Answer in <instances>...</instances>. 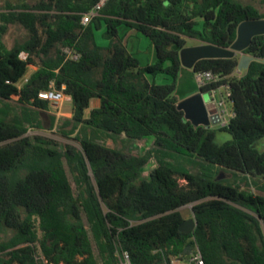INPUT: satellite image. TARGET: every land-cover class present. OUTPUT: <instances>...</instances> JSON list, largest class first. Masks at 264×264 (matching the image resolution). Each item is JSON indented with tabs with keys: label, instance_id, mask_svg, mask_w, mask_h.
Segmentation results:
<instances>
[{
	"label": "trees",
	"instance_id": "16d2710c",
	"mask_svg": "<svg viewBox=\"0 0 264 264\" xmlns=\"http://www.w3.org/2000/svg\"><path fill=\"white\" fill-rule=\"evenodd\" d=\"M100 1L20 0L0 12V264H118L117 245L132 264L188 261L197 248L205 264H264V156L252 148L264 138V35L245 50L256 60L240 76L239 57L190 70L220 76L204 93L229 88L227 126L194 127L176 96L188 39L228 49L240 24L264 12L243 0H108L83 25ZM13 26L26 38L8 47ZM121 26L150 39L155 63L129 52ZM103 28L107 46L96 41ZM52 88L71 98V118L40 97ZM44 112L78 145L28 135L45 129ZM219 133L231 137L222 149ZM188 205L197 226L184 234Z\"/></svg>",
	"mask_w": 264,
	"mask_h": 264
},
{
	"label": "rangeland",
	"instance_id": "374dc122",
	"mask_svg": "<svg viewBox=\"0 0 264 264\" xmlns=\"http://www.w3.org/2000/svg\"><path fill=\"white\" fill-rule=\"evenodd\" d=\"M27 1L29 3H35L36 0H24ZM246 3H253L254 5H256L259 9H261L262 12H264V8L262 6H260L259 2L257 1H251V0H243ZM16 3V2H20V0H0V12L5 8L7 3ZM104 32V28L101 30L96 31V41L98 43V45L100 46H107L108 45V41L103 39L102 34ZM119 34L122 37L124 43L126 44L129 52H131L132 54H134L140 61L141 65H147V64H153L156 62L157 60V55H156V51L154 46L152 45L151 41L149 38H147L146 36L138 33L137 31L128 28L126 26H121L119 29ZM26 38V32L24 29L18 27V26H13L10 28L8 34L5 37V42L8 45V47H12L16 42H22L24 39ZM238 39V37H237ZM236 42V41H235ZM203 43H201L198 40L195 39H188L187 41V47H194V46H198L201 45ZM34 69L31 68L29 72H32ZM245 71L239 72L237 70L236 75L240 76L242 74H244ZM30 74V73H29ZM181 76V73L179 75V77ZM178 77V79H179ZM152 78V77H151ZM196 78V75H195ZM178 81V80H177ZM156 82L158 84H166V83H170L171 82V78L169 76L166 75H160L156 78ZM20 85H22V82L20 83ZM224 92V89H221L220 91H218V95H217V99H221V93ZM181 95H183L182 93H179L178 91L176 92V96L181 97ZM17 99V98H15ZM211 95L210 94H206L205 96V102L206 104H210L211 102ZM66 102V101H65ZM64 103V102H63ZM62 103V104H63ZM51 104V103H50ZM71 104L70 103H64L63 106L61 105L60 109H55L53 107V105L51 104V111L53 113H55L57 115L58 118H70V112H71ZM227 108L229 110V112L232 114V109H231V105L227 104ZM42 118L44 121V125H45V129L44 130H37V131H30L28 133V135L33 136V135H42L45 137H49V138H53L57 141H60L62 143H73L75 145H78L76 142L73 141H68L66 139H64L63 137H61L55 129L51 130L50 129V119L47 113H42ZM221 126H214L213 128H220ZM222 134L225 138L230 137L229 134L227 133H219ZM152 141V140H151ZM150 140H146L142 146V151L146 152L148 149L151 148L152 144H151ZM108 146L110 147H114V143L112 140H108L107 142ZM156 162H151L150 166L148 167V170L146 171V175L149 174V172L155 167ZM241 179H244V176H240ZM223 179H229V180H233V176L231 173L227 172L225 174H223ZM184 182L181 181V184H183ZM192 205H188L185 206L183 208L180 209V211L182 212L183 216L187 219L190 220L192 218H194L193 215V210H192Z\"/></svg>",
	"mask_w": 264,
	"mask_h": 264
},
{
	"label": "water",
	"instance_id": "95a60500",
	"mask_svg": "<svg viewBox=\"0 0 264 264\" xmlns=\"http://www.w3.org/2000/svg\"><path fill=\"white\" fill-rule=\"evenodd\" d=\"M264 35V19L245 21L238 27L236 42L226 49L220 48L212 44H201L194 47H186L180 52V60L182 66L192 70L197 62L204 59H232L239 57L238 71L242 72L249 68L250 64L256 60L246 55L245 50L251 45L254 37ZM264 63V59L262 60ZM209 93L200 91L198 94L178 102V110L184 113L187 121H190L194 127L211 128L220 123L219 116L210 119V115L215 114L217 110L213 105L206 104L205 96ZM222 178V177H221ZM219 178V179H221ZM197 226L195 218L186 220L180 227V232L184 234L192 233Z\"/></svg>",
	"mask_w": 264,
	"mask_h": 264
},
{
	"label": "built area",
	"instance_id": "2783aa9c",
	"mask_svg": "<svg viewBox=\"0 0 264 264\" xmlns=\"http://www.w3.org/2000/svg\"><path fill=\"white\" fill-rule=\"evenodd\" d=\"M107 1L108 0H101L89 13L85 14L82 18V24L87 25L94 18L99 17L100 11L104 8ZM67 53L73 60H77L79 58V55L72 54L70 51H67ZM20 57L25 60L27 58V54L22 53ZM196 80L199 85L202 86L211 82H219L221 81V78L219 75H215L212 72H207L196 74ZM51 87H54L53 83L51 84ZM221 89H224V92L221 93V99L219 100L217 99V95L218 91H220ZM209 94L212 98L211 104L213 105V108L217 110L215 114L210 115V119L217 115L220 119V123L218 125L221 127L227 126L230 119L234 116V113L231 114L227 108V100L231 95L229 88L226 86H222L219 90H214ZM40 97L42 99L48 100L56 110L61 108V105L66 98L65 94L62 91H58L54 88L47 92H42L40 94ZM115 256L118 260V264H132L130 253L123 250L118 245L115 250ZM157 264H205V261L203 259L201 251L197 248L194 252H192L188 261H185L179 257H164L163 261L158 262Z\"/></svg>",
	"mask_w": 264,
	"mask_h": 264
},
{
	"label": "crops",
	"instance_id": "0c3cea01",
	"mask_svg": "<svg viewBox=\"0 0 264 264\" xmlns=\"http://www.w3.org/2000/svg\"><path fill=\"white\" fill-rule=\"evenodd\" d=\"M33 68L34 70L32 72H29L30 69ZM26 78H28L33 72H35L38 68L37 67H30ZM30 73V74H29ZM177 91L179 93H182L181 97H178V102H181L187 98H190L196 94H198L200 90V85L197 82L195 75L188 69V70H183L181 72V76L179 77L177 81ZM66 101V102H65ZM64 103H70L71 104V98L66 96ZM63 103V104H64ZM62 104V106H63ZM100 102L99 100H93L91 102V109L99 107ZM71 112H70V118L72 117V107ZM90 110L87 112L89 114Z\"/></svg>",
	"mask_w": 264,
	"mask_h": 264
},
{
	"label": "clouds",
	"instance_id": "9594fccd",
	"mask_svg": "<svg viewBox=\"0 0 264 264\" xmlns=\"http://www.w3.org/2000/svg\"><path fill=\"white\" fill-rule=\"evenodd\" d=\"M231 140V137L225 138L222 134H218L214 140L213 143L217 148H224L227 143H229ZM253 151L258 156H264V138H261L259 141H257L253 146Z\"/></svg>",
	"mask_w": 264,
	"mask_h": 264
}]
</instances>
